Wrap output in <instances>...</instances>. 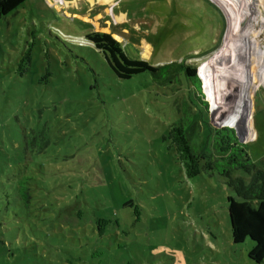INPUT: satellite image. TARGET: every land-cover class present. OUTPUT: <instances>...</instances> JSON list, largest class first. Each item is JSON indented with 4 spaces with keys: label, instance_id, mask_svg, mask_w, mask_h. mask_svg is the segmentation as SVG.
<instances>
[{
    "label": "rangeland",
    "instance_id": "rangeland-1",
    "mask_svg": "<svg viewBox=\"0 0 264 264\" xmlns=\"http://www.w3.org/2000/svg\"><path fill=\"white\" fill-rule=\"evenodd\" d=\"M53 1L25 0L0 18V264H257L249 239L232 242L226 179L187 178L162 140L194 88L149 72L120 79L86 35L110 33L154 66L195 67L202 99L211 104L206 90L220 106L204 118L238 110L232 128L255 161L264 0ZM206 136L196 117L191 141L200 148ZM20 175L27 209L10 183Z\"/></svg>",
    "mask_w": 264,
    "mask_h": 264
},
{
    "label": "trees",
    "instance_id": "trees-1",
    "mask_svg": "<svg viewBox=\"0 0 264 264\" xmlns=\"http://www.w3.org/2000/svg\"><path fill=\"white\" fill-rule=\"evenodd\" d=\"M25 0H0V18L20 6ZM233 37V36H232ZM87 40L100 51L110 70L120 79H129L141 72H149L159 83L184 81L194 89L179 106V117L172 123L162 140L172 147L187 178L201 173L218 172L234 196L226 197L228 221L233 243L249 239L252 243L247 256L254 263L264 261V156L253 161L247 143H241L232 127L237 126L238 110L227 107L224 114L204 118L205 114L217 113L220 107L205 90L209 104L202 99L200 80L195 67L181 62L151 65L147 60L129 57L120 43L110 33L90 32ZM203 77V72L200 73ZM204 80V78H202ZM217 98L219 94L210 91ZM196 95V96H195ZM216 106V107H215ZM237 109V108H236ZM196 117L207 130L206 143L198 148L191 141ZM223 120V121H222ZM208 143V144H207ZM43 145H45L43 143ZM240 173H236L239 172ZM15 200L28 208L31 194L28 176L20 175L10 181ZM103 220L96 219L98 234L102 232Z\"/></svg>",
    "mask_w": 264,
    "mask_h": 264
},
{
    "label": "bare ground",
    "instance_id": "bare-ground-1",
    "mask_svg": "<svg viewBox=\"0 0 264 264\" xmlns=\"http://www.w3.org/2000/svg\"><path fill=\"white\" fill-rule=\"evenodd\" d=\"M90 3H92V0H88ZM67 2V1H66ZM66 2H65V0H55V1H53V3H55L54 5H63V4H66ZM60 8V7H59ZM85 10V9H84ZM124 10V9H123ZM83 11V10H82ZM125 12V11H124ZM110 13V12H109ZM120 14V13H119ZM115 15H116V13H115ZM82 17H84V16H82ZM251 31V30H250ZM259 31H261V30H259ZM235 36V35H234ZM233 36V37H234ZM254 37H255V35H253ZM257 36V35H256ZM243 35H240L239 36V39L240 40H242L243 41ZM120 38V37H119ZM233 39H235V38H233ZM256 39H257V37H256ZM142 40V39H141ZM245 42V41H244ZM233 57V56H232ZM231 59V58H230ZM232 60V59H231ZM232 63V62H231Z\"/></svg>",
    "mask_w": 264,
    "mask_h": 264
},
{
    "label": "crops",
    "instance_id": "crops-1",
    "mask_svg": "<svg viewBox=\"0 0 264 264\" xmlns=\"http://www.w3.org/2000/svg\"><path fill=\"white\" fill-rule=\"evenodd\" d=\"M263 23V22H262Z\"/></svg>",
    "mask_w": 264,
    "mask_h": 264
},
{
    "label": "water",
    "instance_id": "water-1",
    "mask_svg": "<svg viewBox=\"0 0 264 264\" xmlns=\"http://www.w3.org/2000/svg\"><path fill=\"white\" fill-rule=\"evenodd\" d=\"M242 141V140H241Z\"/></svg>",
    "mask_w": 264,
    "mask_h": 264
}]
</instances>
